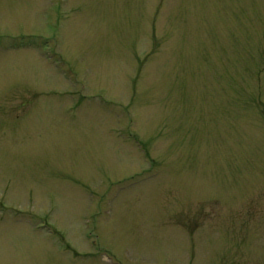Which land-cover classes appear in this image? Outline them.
<instances>
[{
	"label": "rangeland",
	"instance_id": "374dc122",
	"mask_svg": "<svg viewBox=\"0 0 264 264\" xmlns=\"http://www.w3.org/2000/svg\"><path fill=\"white\" fill-rule=\"evenodd\" d=\"M0 264H264V0H0Z\"/></svg>",
	"mask_w": 264,
	"mask_h": 264
},
{
	"label": "trees",
	"instance_id": "16d2710c",
	"mask_svg": "<svg viewBox=\"0 0 264 264\" xmlns=\"http://www.w3.org/2000/svg\"><path fill=\"white\" fill-rule=\"evenodd\" d=\"M31 45V43L29 42V43H26V46H30Z\"/></svg>",
	"mask_w": 264,
	"mask_h": 264
}]
</instances>
